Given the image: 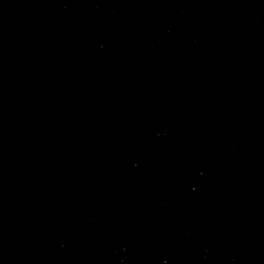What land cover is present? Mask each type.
<instances>
[{
	"label": "water",
	"instance_id": "95a60500",
	"mask_svg": "<svg viewBox=\"0 0 264 264\" xmlns=\"http://www.w3.org/2000/svg\"><path fill=\"white\" fill-rule=\"evenodd\" d=\"M0 264H264V0H0Z\"/></svg>",
	"mask_w": 264,
	"mask_h": 264
},
{
	"label": "clouds",
	"instance_id": "9594fccd",
	"mask_svg": "<svg viewBox=\"0 0 264 264\" xmlns=\"http://www.w3.org/2000/svg\"><path fill=\"white\" fill-rule=\"evenodd\" d=\"M172 114L170 112L166 113V120L167 122L171 123Z\"/></svg>",
	"mask_w": 264,
	"mask_h": 264
}]
</instances>
